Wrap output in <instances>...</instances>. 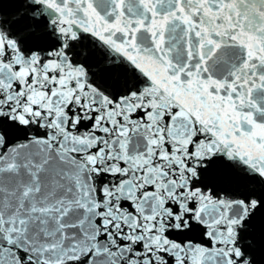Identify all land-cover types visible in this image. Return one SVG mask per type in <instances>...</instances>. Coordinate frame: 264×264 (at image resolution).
I'll use <instances>...</instances> for the list:
<instances>
[{"label": "snow or ice", "instance_id": "snow-or-ice-1", "mask_svg": "<svg viewBox=\"0 0 264 264\" xmlns=\"http://www.w3.org/2000/svg\"><path fill=\"white\" fill-rule=\"evenodd\" d=\"M0 264H264V0H0Z\"/></svg>", "mask_w": 264, "mask_h": 264}]
</instances>
